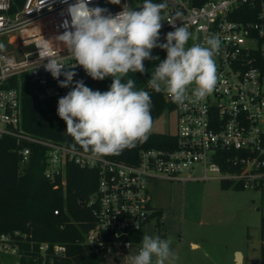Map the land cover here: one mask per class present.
<instances>
[{"label": "built area", "instance_id": "1", "mask_svg": "<svg viewBox=\"0 0 264 264\" xmlns=\"http://www.w3.org/2000/svg\"><path fill=\"white\" fill-rule=\"evenodd\" d=\"M153 1L168 4L162 13L159 43H166V34L174 31L169 22L176 26L186 24L190 32L199 36L198 42L213 34L220 38V51L214 57L218 81L203 101L193 103L188 99L183 105L175 104L177 130L168 133L172 139L167 146L141 149L137 162L128 163L93 156L91 152L35 137L22 129L21 91L7 84L13 76L51 75L44 68L47 60L40 57L38 46L47 44L48 54L61 60L66 66L64 70L74 71L85 79L89 76L82 66L71 68L76 61L54 39L66 30L61 26L64 19H71L65 12L66 4L61 0H25L13 11L12 0H0V44L4 45L0 49V137L13 136L19 143L21 140L29 143L19 150L22 167L32 155L31 144L45 146V175L51 181L61 178L64 186L69 163L98 170L97 189L87 202L93 206L95 222L83 243L101 256L138 254L141 230L152 218H159L148 185L150 179L183 182L218 179L264 192V72L259 59L260 44L264 42V0ZM117 5L109 13L114 15L125 5L134 6L132 0L129 4L120 0ZM95 6L107 9L109 3L91 0L90 7ZM177 12L182 13L179 20ZM191 44L189 40L188 46ZM31 47L36 52L30 58L17 59L12 53ZM144 65L147 71L148 66ZM192 87L195 85L190 86L188 95ZM165 99L172 103L166 94ZM197 167L202 173L194 175ZM27 251L43 264L54 263L66 256L67 245L34 240L20 230L0 234V253L16 258L14 264H21L20 259Z\"/></svg>", "mask_w": 264, "mask_h": 264}, {"label": "clouds", "instance_id": "2", "mask_svg": "<svg viewBox=\"0 0 264 264\" xmlns=\"http://www.w3.org/2000/svg\"><path fill=\"white\" fill-rule=\"evenodd\" d=\"M61 2L67 5L65 12L71 19H64L61 26L66 30L54 39L76 61L71 68L82 66L93 80L112 77L108 91H94L83 80L74 82L77 73L64 70L65 64L48 54L47 44L38 46L40 57L47 60L45 70L60 87L72 86L59 98L57 114L66 122V133L75 142L73 147L79 145L99 157L119 154L147 140L153 123L151 96L144 89L136 90L135 80L122 79L129 72L144 73V61L153 59L151 53L156 47L166 50L167 56L151 72L150 88L165 93L177 105L188 99L193 103L203 101L214 91L218 81L214 57L220 51V38L213 34L198 42L199 36L186 24L169 22L174 31L166 34V43H159L166 2L143 0L139 10L125 5L114 15L105 8L90 7L91 0ZM111 2L119 4L120 0ZM181 16L176 13L178 20ZM3 47L0 44V49ZM192 85L195 87L188 95ZM176 258L169 240L145 232L131 264H173Z\"/></svg>", "mask_w": 264, "mask_h": 264}, {"label": "trees", "instance_id": "3", "mask_svg": "<svg viewBox=\"0 0 264 264\" xmlns=\"http://www.w3.org/2000/svg\"><path fill=\"white\" fill-rule=\"evenodd\" d=\"M25 0H12L13 11ZM143 3V0H141ZM156 3L157 1H153ZM260 65L264 72V57L259 54ZM164 58L153 59L150 66ZM150 74L129 72L122 79L135 80L136 90L148 91L152 100L151 115L153 123L166 109L174 110L176 103H169L163 92H156L148 86ZM61 80L65 79L63 76ZM88 79L93 80L90 76ZM8 86H17L21 91L22 123L24 131L35 137L55 142H63L73 147L74 140L66 133L67 125L57 114L59 98L70 90L59 86L52 75L23 74L13 76ZM55 90V94L49 90ZM152 123V124H153ZM172 139L170 134L156 133L151 130L144 142H137L134 148L124 149L119 154L105 156L128 163L137 162L141 149L165 147ZM29 143L17 137H0V234L20 230L33 236L34 240L63 243L67 245L66 256L47 264H100V256L94 249L83 243L86 232L94 225L93 206L87 204L95 193L99 174L97 169L81 168L74 163L67 165V183L62 185L61 178L51 181L45 175L46 147L31 144L32 155L22 167L19 150ZM74 148L84 150L79 145ZM233 187L222 182V188ZM234 188H240L234 186ZM58 211V214H55ZM162 218V211L156 210ZM262 218V232H264ZM36 254V253H34ZM264 264V248L261 249ZM21 264H43L41 260L27 251L20 259Z\"/></svg>", "mask_w": 264, "mask_h": 264}, {"label": "rangeland", "instance_id": "4", "mask_svg": "<svg viewBox=\"0 0 264 264\" xmlns=\"http://www.w3.org/2000/svg\"><path fill=\"white\" fill-rule=\"evenodd\" d=\"M132 2L134 10H139L138 6L143 4L141 0ZM108 3V12L119 7L111 0ZM260 48L264 57V42L260 44ZM35 52V48L31 47L27 51L15 49L12 53L17 59H26L34 56ZM151 55L153 59H166L167 52L156 47ZM153 59L144 61L150 76L158 65L156 63L150 66ZM79 80H83L92 90L101 92L108 91L112 83V77H106L102 81L74 77V82ZM262 88L264 90V76ZM49 93L54 95L55 90L51 89ZM177 124V112L166 109L152 124V130L161 134L175 133ZM200 173L202 169L197 167L194 175ZM148 185L153 204L160 208L163 216L152 218L143 227L141 240L145 232L169 240L177 257L173 264H262L263 191L234 186L223 189L222 182L218 179L187 182L150 179ZM193 243L199 246L195 248ZM237 251L244 255V260L240 259L242 256ZM134 255L136 254L99 255L100 264H131ZM15 262L16 258L0 253V264Z\"/></svg>", "mask_w": 264, "mask_h": 264}, {"label": "crops", "instance_id": "5", "mask_svg": "<svg viewBox=\"0 0 264 264\" xmlns=\"http://www.w3.org/2000/svg\"><path fill=\"white\" fill-rule=\"evenodd\" d=\"M153 205H154V204H153ZM154 207H155L157 210H160V208H158L157 206L154 205ZM162 216H163V214H162ZM192 246L196 248V247H198L199 245H198L197 243H193ZM239 253H240V255L243 257V258H242V257L240 256V257H241L240 259H243V260H244V255H243L241 252H238V251H237V254H239ZM240 261H241V260H240ZM242 262H243V261H242Z\"/></svg>", "mask_w": 264, "mask_h": 264}, {"label": "water", "instance_id": "6", "mask_svg": "<svg viewBox=\"0 0 264 264\" xmlns=\"http://www.w3.org/2000/svg\"><path fill=\"white\" fill-rule=\"evenodd\" d=\"M126 3L129 4V0H126ZM240 254V253H239Z\"/></svg>", "mask_w": 264, "mask_h": 264}]
</instances>
